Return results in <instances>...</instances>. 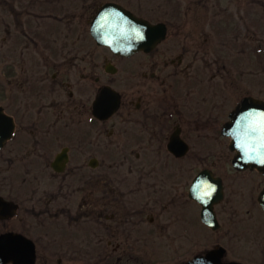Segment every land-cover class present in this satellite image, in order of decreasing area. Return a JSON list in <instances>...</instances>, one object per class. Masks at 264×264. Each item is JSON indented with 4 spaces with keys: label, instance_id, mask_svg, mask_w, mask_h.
Returning <instances> with one entry per match:
<instances>
[{
    "label": "flooded vegetation",
    "instance_id": "af4514ba",
    "mask_svg": "<svg viewBox=\"0 0 264 264\" xmlns=\"http://www.w3.org/2000/svg\"><path fill=\"white\" fill-rule=\"evenodd\" d=\"M150 22L167 28L166 39L150 52L124 57L92 39L103 56L99 50L44 48L33 50V55L20 52L17 62L23 65L12 61L2 67L6 71L0 72V107L15 130L0 150L1 165L24 170V195L40 203L30 210L0 191L11 207V214L0 219V234L20 233L31 239L35 264H63L56 257L60 253H65L67 264L76 263L74 240L83 236L92 249L126 255L127 250L141 248L142 240H158L165 226L171 232L168 239L181 245V239H190L191 207L198 211L197 224L208 228L202 221L206 207L191 199L192 185L202 173L201 185L211 187L206 204L215 203L223 190V200L213 206L219 224L218 208L226 200V181L231 178L223 171L231 167L236 175L264 178L258 171L233 167L231 140L223 133L243 98L264 97L231 96L225 106L220 90H209L203 74L184 66L189 50L169 58L164 48L172 25ZM66 26L74 36V16ZM197 100L200 108L193 113ZM20 181L15 175L0 176V187L7 184L6 190L15 194L12 182ZM263 188L256 192L257 202ZM79 196L85 204L77 213L83 218L74 216V199ZM166 213L170 218L164 224ZM29 217H34L30 225ZM83 219L86 234L74 233V224ZM17 220L25 226H17ZM112 256L104 254L98 263L112 264Z\"/></svg>",
    "mask_w": 264,
    "mask_h": 264
},
{
    "label": "rangeland",
    "instance_id": "374dc122",
    "mask_svg": "<svg viewBox=\"0 0 264 264\" xmlns=\"http://www.w3.org/2000/svg\"><path fill=\"white\" fill-rule=\"evenodd\" d=\"M107 2L119 3L146 19L171 24L169 44L164 48L168 49L169 58L175 59L182 50H189L184 66L191 65L195 72L203 74L209 90L210 87L212 91L220 90L227 99L225 106L230 105L231 96L237 100L248 94L264 97V0H0V72L6 71L2 67H7L8 62L23 65L17 62L22 51L33 55V50L44 48L99 50V55L103 56L105 53L100 52L103 50L97 49L91 39L89 27L97 9ZM71 16H74V36L66 26ZM211 97H215L214 94ZM237 100L234 99L232 105ZM191 107L194 113V108H200L199 101ZM0 161V176L9 179L15 175L21 180L12 182L11 186V189L16 187L18 196L6 190L7 184L0 187L1 194L30 210L38 207L40 201L24 195L27 192L24 170L8 168L7 164L1 165L2 159ZM231 169L223 171L231 178L226 181L229 186L226 200L218 208V230H202L198 225V211L191 207L190 239H181V245L168 239L171 232L169 234L165 226L164 235L157 237L158 240L147 244V240H142L141 248L127 250L126 255L121 250L114 253L92 249L83 236L77 242L74 240V257L77 258L74 264H104L98 263L103 261L104 254L113 255L112 264H182L219 246L227 249V260L264 264V214L256 193L264 186V178L249 173L236 175ZM78 198L74 199V216L83 218L77 211L85 203L80 196ZM21 213V218H25L23 211ZM29 218L30 225L34 217ZM169 218V213L164 214L162 223L167 224ZM11 223L23 227L26 224L21 220ZM86 226L85 219L74 224V233L77 230L86 234ZM78 245L83 247L78 248ZM56 257L62 258L63 264L70 263L65 261V253Z\"/></svg>",
    "mask_w": 264,
    "mask_h": 264
},
{
    "label": "water",
    "instance_id": "95a60500",
    "mask_svg": "<svg viewBox=\"0 0 264 264\" xmlns=\"http://www.w3.org/2000/svg\"><path fill=\"white\" fill-rule=\"evenodd\" d=\"M90 31L98 45L127 57L141 50L151 51L166 33L164 26L152 25L116 3H108L99 10ZM100 99L102 98L99 97L98 101ZM14 129L13 120L6 117L0 108V149L13 135ZM224 135L232 139L231 149L236 153L234 167L239 171L258 170L264 175V101L255 98L243 100L231 114L230 122L225 125ZM198 183L199 181L195 182L193 189L199 188ZM192 198L205 205L206 196L203 193L197 195L194 191ZM259 202L264 210V190ZM205 206L204 220L216 229L218 225L211 213L212 204ZM10 214V204L0 198V219L7 218ZM225 254L224 248L212 249L185 264H240L224 263ZM35 258V247L30 240L13 233L0 236L1 264H34Z\"/></svg>",
    "mask_w": 264,
    "mask_h": 264
}]
</instances>
